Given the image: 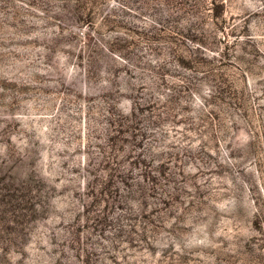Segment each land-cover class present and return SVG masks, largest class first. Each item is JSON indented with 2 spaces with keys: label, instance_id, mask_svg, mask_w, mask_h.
Returning <instances> with one entry per match:
<instances>
[{
  "label": "rangeland",
  "instance_id": "374dc122",
  "mask_svg": "<svg viewBox=\"0 0 264 264\" xmlns=\"http://www.w3.org/2000/svg\"><path fill=\"white\" fill-rule=\"evenodd\" d=\"M0 264H264V0H0Z\"/></svg>",
  "mask_w": 264,
  "mask_h": 264
}]
</instances>
